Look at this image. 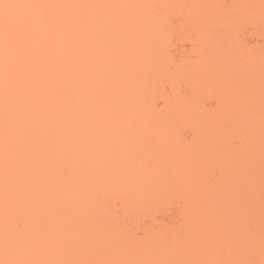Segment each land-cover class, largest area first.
<instances>
[{"label":"bare ground","instance_id":"bare-ground-1","mask_svg":"<svg viewBox=\"0 0 264 264\" xmlns=\"http://www.w3.org/2000/svg\"><path fill=\"white\" fill-rule=\"evenodd\" d=\"M0 261L261 264L264 0H7Z\"/></svg>","mask_w":264,"mask_h":264},{"label":"rangeland","instance_id":"rangeland-1","mask_svg":"<svg viewBox=\"0 0 264 264\" xmlns=\"http://www.w3.org/2000/svg\"><path fill=\"white\" fill-rule=\"evenodd\" d=\"M264 90V89H263ZM234 116H262L264 112V95L239 98L234 103Z\"/></svg>","mask_w":264,"mask_h":264},{"label":"snow or ice","instance_id":"snow-or-ice-1","mask_svg":"<svg viewBox=\"0 0 264 264\" xmlns=\"http://www.w3.org/2000/svg\"><path fill=\"white\" fill-rule=\"evenodd\" d=\"M27 7L25 5H19L14 3H9L7 0H0V16H2L5 24L17 19L16 10ZM262 123H264V112H262ZM0 264H24L20 261H0ZM249 264H254V262H249ZM261 264H264V260L261 261Z\"/></svg>","mask_w":264,"mask_h":264}]
</instances>
